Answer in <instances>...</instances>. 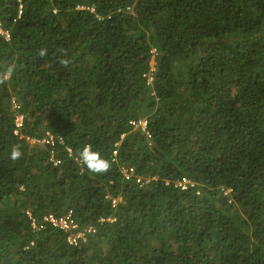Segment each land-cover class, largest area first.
<instances>
[{"label":"trees","instance_id":"1","mask_svg":"<svg viewBox=\"0 0 264 264\" xmlns=\"http://www.w3.org/2000/svg\"><path fill=\"white\" fill-rule=\"evenodd\" d=\"M20 4L0 0V70L16 65L0 85V264H264V0ZM46 131L59 165L26 139ZM86 144L108 172L79 159ZM67 209L95 229L85 242L32 227L28 212Z\"/></svg>","mask_w":264,"mask_h":264},{"label":"built area","instance_id":"2","mask_svg":"<svg viewBox=\"0 0 264 264\" xmlns=\"http://www.w3.org/2000/svg\"><path fill=\"white\" fill-rule=\"evenodd\" d=\"M19 2L21 3L19 14H21L22 7H23L22 0H19ZM0 32L3 33L2 30H0ZM151 65L152 67L150 71L146 74V76L148 77V83L152 82L154 79L155 59H152ZM15 107H17L16 104H15ZM130 123L131 125H133L135 129L141 128L148 137H151V134L147 128L148 127L147 118H140L139 120H131ZM22 126H23V116L18 115L16 118V129L14 132L17 135L20 134L21 137H23V134H21V131H20ZM26 139L30 144H34V145L39 144V145H45V146L48 145L49 147H52L53 150L51 152L50 161H52L54 165H59L62 162L61 159L55 156V153H57L59 150V147H58L59 144L63 143V139L61 136L51 131H46V133L42 137L27 136ZM67 150L69 151L70 154H72V149L70 147H67ZM125 174L128 178L130 177V175L131 176L133 175V173L131 174V172L128 170H125ZM136 181L140 183L141 185H144L150 181V178L142 180V178L137 177ZM167 183H169V181H167ZM194 185H195V182L187 176H184L175 182V186L183 190L188 189L190 186H194ZM113 202L114 204H116L117 199H114ZM28 214L31 218L32 227L35 230H42L46 227V225H51L52 227L58 228L64 231L66 240L70 245L77 246L81 242L83 241L85 242L88 238L89 233H92L95 231V229L92 226H81L79 221H77L75 217L73 209H67L59 215L55 213L46 214L43 217V221L40 223L37 222V220L32 216L30 212H28Z\"/></svg>","mask_w":264,"mask_h":264},{"label":"clouds","instance_id":"3","mask_svg":"<svg viewBox=\"0 0 264 264\" xmlns=\"http://www.w3.org/2000/svg\"><path fill=\"white\" fill-rule=\"evenodd\" d=\"M39 56L45 57L48 55V51L46 48H41ZM58 62L67 67L69 64V60L67 59V54L62 53L60 57H58ZM16 71V65L10 64L6 66L3 70H0V85L6 83L11 76ZM24 155L22 147L20 145H13L10 152V158L15 161L22 158ZM79 159L83 162V164L88 168L90 172L96 174H103L109 171L111 168V162L102 157L101 153L97 150H94L93 146L90 144H86L79 151Z\"/></svg>","mask_w":264,"mask_h":264},{"label":"rangeland","instance_id":"4","mask_svg":"<svg viewBox=\"0 0 264 264\" xmlns=\"http://www.w3.org/2000/svg\"><path fill=\"white\" fill-rule=\"evenodd\" d=\"M0 30H2V29H1V26H0ZM2 31H3V30H2ZM2 34H3V35H5L6 37H8V36H9V35H8L9 33H8L7 31H5V32L3 31V33H2ZM154 66H155V65H154ZM155 69H156V67H155ZM149 138H150V137H149ZM38 145H39V144H38ZM50 162L53 164V162H52V161H50ZM53 165H54V164H53Z\"/></svg>","mask_w":264,"mask_h":264}]
</instances>
